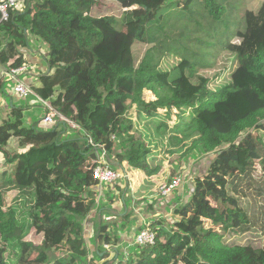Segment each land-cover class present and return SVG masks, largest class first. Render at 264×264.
<instances>
[{
    "label": "trees",
    "instance_id": "1",
    "mask_svg": "<svg viewBox=\"0 0 264 264\" xmlns=\"http://www.w3.org/2000/svg\"><path fill=\"white\" fill-rule=\"evenodd\" d=\"M106 2L119 9L120 21L91 15ZM195 2L199 8L191 9ZM163 3L26 0L23 12L8 10L7 30L0 33V66L26 64L21 50L29 47V36L46 45L42 56L49 72L37 78L34 90L82 133L65 137L67 124L61 122L44 130L40 119L9 107L0 122V155L11 168L0 172V194L12 190L21 199L0 208V264H93L85 224L92 222L96 241L110 243L113 224L101 225L102 215L131 217L130 199L122 202L123 215L97 201L92 161L103 151L112 153L114 137L122 139L113 163L121 174L123 163L148 177L158 174L162 152L205 157L206 178H197L170 229L156 221L144 224L154 232L155 243L128 249L124 264H264V0L256 11L245 10L241 27L213 50L229 55L235 66L218 65L212 75L199 70L215 67L211 52L202 60L190 51L181 53L186 50L182 36L198 34L203 24L236 11L238 0H171L167 8ZM171 5L180 11L166 10L173 20L163 25L162 11ZM166 29L176 35L165 36ZM234 37L237 43L231 42ZM5 89L0 78V94ZM144 91L154 99L146 102ZM132 106L149 125L146 137L132 136L126 117ZM159 110L168 116L176 110V122L168 126ZM12 138L18 152L9 157ZM117 183V190L126 191ZM105 196L115 202L111 191ZM99 254L94 252L96 259ZM119 255L103 264L121 262Z\"/></svg>",
    "mask_w": 264,
    "mask_h": 264
},
{
    "label": "rangeland",
    "instance_id": "2",
    "mask_svg": "<svg viewBox=\"0 0 264 264\" xmlns=\"http://www.w3.org/2000/svg\"><path fill=\"white\" fill-rule=\"evenodd\" d=\"M170 1L171 0H164L163 4L165 5H163V7L167 8L166 4H169ZM0 2H2V0H0ZM238 2H239V6H236V11L234 9L229 14L227 13L223 18L220 19V21L207 26L203 24L204 27H202V31L198 34H192L191 32V33H184V35L182 36V42L184 45H186V50L184 47L183 49H181L180 51L181 53H186L190 51L191 54L192 53L197 54L198 59L202 60L204 59L205 55L208 54V52H211L210 61L213 62V64H215V67L211 69L209 68L199 69L200 72H203L204 74L212 75L218 71L217 68L218 65L222 66L224 63H226L228 68H233L235 66V62H233L232 58L229 55L223 52L218 53L217 51H213V50H215L218 47V45L225 43L228 39L232 37L234 31L238 29V27H241L240 24L244 11L247 9L256 11L260 6L261 0H238ZM195 6L199 8V4L195 2L194 7H192L191 9H194ZM171 7L172 8L170 9H163L161 14V18H162L161 24L165 25L166 21L173 20V18L169 20L168 13L166 10L174 12L175 14L180 11V9L177 8L175 5H171ZM24 9H25L24 5L18 6L16 8L18 12L20 11L23 12ZM119 14H120L119 9L112 2H106L105 5L102 3L98 4L97 7L93 8L91 12L92 16H96V17L114 16L120 21ZM198 16H201V9L198 10ZM195 20L196 18L190 21H185L183 23L187 25L191 21H195ZM5 30H7V26L4 24L3 25L0 24V33H2ZM164 35L167 37H172L176 35V32L166 29ZM30 38L34 41L33 36H30ZM121 39L122 38L120 37L119 38L120 42L122 41ZM238 41L239 39L236 37L231 39L232 43H237ZM38 43L43 44L41 42ZM30 48L33 49L32 46H30ZM45 49H46L45 45L41 47L40 50H38L37 45H35V48L33 49L35 55H31V56H36V58L39 57L43 61V58L41 57V52H44ZM173 59L177 60L176 57H174ZM223 59H225L226 62H224ZM165 60L166 58H162L160 60L161 63L160 62L159 63L163 65V62H165ZM9 66H11V64ZM24 67L26 70H30V74H33L36 69L35 66L33 65L29 66L27 63L25 64ZM21 77H27V73L26 72L23 73ZM4 82L6 83L5 80ZM23 82L31 86L32 88L33 86L36 87L38 84V81H35L34 77L32 78L31 82H28L26 79L25 80L23 79ZM143 98L146 102L154 99L152 98L151 93L147 91H144ZM10 106H14L20 109L23 108L25 114H27L28 116L33 115L38 119L42 117L43 109L40 103L32 101L30 99L27 100L18 99L16 96H14L9 86H7V88L5 89V93L0 94V122L6 119ZM158 113L161 120L165 121V123H167L168 126L176 122L175 121L177 116L176 110H172L171 115L169 116L168 113L165 112V110H159ZM126 117L127 120H129L132 123V126L134 127V131H132L133 133L132 136L134 138L138 139L142 134L145 137L147 136L148 134L147 128L149 127V125H147L145 121H140L138 119L139 116L134 106H132L130 111H128ZM24 120L28 124L31 123L28 117H24ZM42 129L48 130L51 128H42ZM75 130L76 129H72L70 125L67 124V127H65V131H64L65 137L77 138L78 137L77 135H79V133H82V131L81 130L75 131ZM114 142H115V146L113 147L111 154L103 151L104 154L102 155L99 154L100 156L98 160L92 161V163H95L97 165L102 164L103 162L102 156L104 155L105 157L103 158H105V163L107 164L109 161L110 163L108 164H110V166L113 169L119 170V167H116L113 163H115L114 161H116L115 155L119 153V145L122 142V139H120L119 137H114ZM17 147L18 146H17L16 138H12L8 141L6 150L10 153L9 157H12V155L18 152ZM181 154H175L173 156L166 154V152H162L158 154L157 160H159L160 171L158 174L156 175L154 174L150 177L146 176L141 171H138L132 167L127 166L126 163H123L122 165L124 169L121 171H124L127 177L119 178L117 181L111 183L112 185L110 184V186L96 189L99 194L97 198L98 205L99 204L106 205L107 202V204H109L111 209L113 208L117 212L123 215L122 202H124L125 199L126 200L130 199L131 205L129 206V210L130 209L132 210L129 212V214L135 215V218L131 219L133 222V226H138L139 228L140 226L143 227L144 224H148L150 222L149 220L151 219L150 217H148V213L151 212L152 215L157 214L156 216H160V220H155L158 224L162 225L164 223L165 224L164 226L167 229H170V227L173 225V222L176 221L177 219V215L175 213L176 209L178 208L179 205L184 203V200L186 201L189 200L193 192L192 186L196 184L197 178L202 180L206 178V175L204 173V166L201 165L204 163L205 157H201L199 153H195L192 155H187L184 158H182ZM207 156L208 158L211 159V157H213L214 155H207ZM3 166L5 167V169L10 170L11 168L10 164L6 162V160L4 159V157H2V155H0V172L3 170ZM173 178H180V179L182 178V180H184V183L181 185L180 188L172 191L168 195V197H161L159 188L164 184H168L170 180H172ZM116 182H118L116 184L117 186H119L120 188L126 191L122 192L117 190L114 185ZM108 191H111L113 193V196L115 198L114 203H110L106 197L107 195L105 196V193L107 194ZM121 195H122V201L120 197ZM20 199L21 198L17 192L12 190H7V191L3 190V193L0 194V208L5 209L7 206L13 204L14 202ZM166 214H169L168 217H165ZM99 223H101V225L113 224V226L114 225L124 226L126 224V220H122L121 218H116L111 221H106L105 219H102L99 221ZM98 230H99V226L97 227V231ZM113 232H114L113 236H116V232L115 231ZM31 239L35 244H38V241H36L35 237L34 238L31 237ZM60 245L58 246L61 247ZM104 250H106L105 253L100 251V254L102 253L101 259L102 260L106 259L104 262L110 261L113 258V256H115V254L113 252H109L108 254L107 251H110V249H105V247ZM132 250L133 248H130L129 251L132 252ZM105 255L106 257H104ZM101 259H96V260L99 261Z\"/></svg>",
    "mask_w": 264,
    "mask_h": 264
},
{
    "label": "built area",
    "instance_id": "3",
    "mask_svg": "<svg viewBox=\"0 0 264 264\" xmlns=\"http://www.w3.org/2000/svg\"><path fill=\"white\" fill-rule=\"evenodd\" d=\"M22 3V0H2L0 2V24L3 25L4 22L8 20V10L15 9L18 5ZM23 65L22 67L15 68L13 66H9L6 70L2 71L1 75L3 80L6 81L7 86H9L10 90L13 92L14 96H16L20 100L30 99L32 101L38 102L41 104L43 113L40 121L38 123V127L41 128H51L55 126L58 122L63 124H68L72 129H79L77 125L69 121L66 117L59 113V111L51 104L50 100H45L41 98L34 89L25 84L21 75L23 73H27V70ZM33 98V99H32ZM40 125V126H39ZM104 154L103 152L101 155ZM105 157L102 156V164H98L95 168H93L92 175L93 178L98 183V188L110 186L111 183L117 181L119 178H126L127 175L124 171L122 174L113 169L110 164L105 163ZM108 161V158H107ZM112 185V184H111ZM182 185L180 178H173L168 184H164L159 188L160 195L162 197L168 196L172 191L177 190ZM155 243V234L152 230L148 228H140L138 233L135 235L134 245L138 247H145L149 245H153ZM105 249H108L107 245H104Z\"/></svg>",
    "mask_w": 264,
    "mask_h": 264
},
{
    "label": "crops",
    "instance_id": "4",
    "mask_svg": "<svg viewBox=\"0 0 264 264\" xmlns=\"http://www.w3.org/2000/svg\"><path fill=\"white\" fill-rule=\"evenodd\" d=\"M25 1L26 0H22V3L20 5H18V6L25 5ZM16 8L14 10H16ZM28 38H29V47L26 48V49H22L21 51H22V54L24 56V59H25L26 63L29 66L30 65L35 66L36 69H35L33 74H30V70H27V77H22V78L24 80L26 79L28 82H31L32 78L34 77L35 81H38L37 78L41 74L49 72V69L47 68L46 63H45L44 60L42 61L39 57L36 58V56H31V55H35V53L33 52V49L35 48V45H37L38 50H40V48L43 47L44 44L38 43L36 38H33L34 41L30 38V36ZM30 46H32L33 49H31ZM46 52H47V47H46L44 52H41V57L42 58H43L42 55L45 54ZM9 65L10 64H8L6 67L0 66V78L3 79L1 73H2V71L6 70L9 67ZM11 66H13V65L11 64ZM38 85L39 84H37V86ZM34 87L35 86H33V88ZM17 149H18V147H17ZM151 187H153V186H151ZM166 197H168V196H166ZM153 213H154V211H153ZM98 214H99V219H100L101 211H99ZM119 215H122V214L119 213ZM156 215L157 214L152 215L151 212L148 213V217L151 218L149 221L160 220V216H156ZM168 215L169 214H166L165 217H168ZM154 216H156V217H154ZM94 217H95V212H93L89 216V219H92ZM102 217H103L102 219H105L106 221H111L113 219H116V217L114 215H112V214H103ZM133 218H135V215H131L130 221L129 222L126 221V224L124 226H122V225H120V226L114 225L111 229H109V231H108V236H109L108 239H109V241H111L110 243H105V242L103 243V242L96 241L95 240V234L96 233H94V230L92 228V222L86 223L85 226H84L83 236H84V240L86 242V246H87L88 251H89L88 258H90V259H88V260L92 261L93 264H98V262H99V264L103 263L106 259L105 260L101 259V260L97 261L95 259L94 252L102 251L103 253H105L106 250H104V245H107L108 249H110V251H107L108 254H109V252H113L115 255L117 253V254H120L119 256H122V258H123V260L121 262L118 261V262H116V264H124L127 261V260H125L126 254H127V257H128V254H129L128 253V249L133 248L135 246L134 245L135 235L138 233V230L142 227V226H140L138 228V226H133V222L131 220ZM113 231L116 232V236H113L114 235ZM28 240H32V239L28 238ZM99 257L100 258L102 257V253L99 254Z\"/></svg>",
    "mask_w": 264,
    "mask_h": 264
}]
</instances>
